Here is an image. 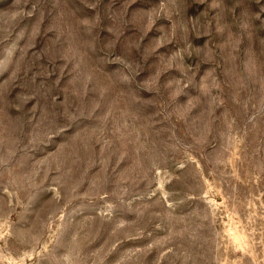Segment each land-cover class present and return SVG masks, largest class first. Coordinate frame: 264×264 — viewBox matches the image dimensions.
<instances>
[{
    "label": "rangeland",
    "instance_id": "obj_1",
    "mask_svg": "<svg viewBox=\"0 0 264 264\" xmlns=\"http://www.w3.org/2000/svg\"><path fill=\"white\" fill-rule=\"evenodd\" d=\"M0 264H264V0H0Z\"/></svg>",
    "mask_w": 264,
    "mask_h": 264
}]
</instances>
